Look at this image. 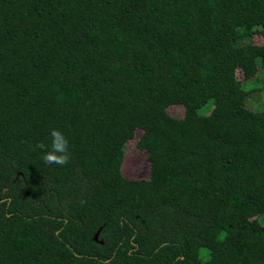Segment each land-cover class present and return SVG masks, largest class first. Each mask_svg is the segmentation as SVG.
Segmentation results:
<instances>
[{
    "label": "trees",
    "instance_id": "trees-1",
    "mask_svg": "<svg viewBox=\"0 0 264 264\" xmlns=\"http://www.w3.org/2000/svg\"><path fill=\"white\" fill-rule=\"evenodd\" d=\"M263 70L264 0H0V264H264Z\"/></svg>",
    "mask_w": 264,
    "mask_h": 264
},
{
    "label": "rangeland",
    "instance_id": "rangeland-1",
    "mask_svg": "<svg viewBox=\"0 0 264 264\" xmlns=\"http://www.w3.org/2000/svg\"><path fill=\"white\" fill-rule=\"evenodd\" d=\"M256 40H260L259 35H255ZM264 70L260 78H254L248 81L247 86L251 90L250 97L247 104L250 108L255 110L264 109ZM171 114L175 116H182L184 113L183 105H172L169 107ZM138 129L136 135L126 144L125 160L123 163V173L127 177L134 178H148L150 176V162L147 158V152L138 148L137 141L142 134V130Z\"/></svg>",
    "mask_w": 264,
    "mask_h": 264
},
{
    "label": "clouds",
    "instance_id": "clouds-1",
    "mask_svg": "<svg viewBox=\"0 0 264 264\" xmlns=\"http://www.w3.org/2000/svg\"><path fill=\"white\" fill-rule=\"evenodd\" d=\"M51 136V146L48 151L43 153L42 159L47 164H57L63 165L67 162L69 158L68 154V141L63 136V134L57 130L53 129L50 133ZM40 147H43L41 145Z\"/></svg>",
    "mask_w": 264,
    "mask_h": 264
},
{
    "label": "water",
    "instance_id": "water-1",
    "mask_svg": "<svg viewBox=\"0 0 264 264\" xmlns=\"http://www.w3.org/2000/svg\"><path fill=\"white\" fill-rule=\"evenodd\" d=\"M94 239H95L96 241H99V242L103 243V240H99V231H97V232L95 233V235H94Z\"/></svg>",
    "mask_w": 264,
    "mask_h": 264
}]
</instances>
